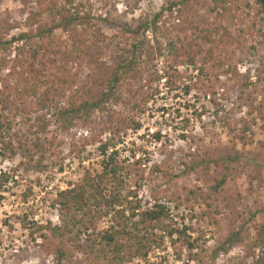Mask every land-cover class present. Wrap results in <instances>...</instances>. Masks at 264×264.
Segmentation results:
<instances>
[{
	"label": "rangeland",
	"instance_id": "374dc122",
	"mask_svg": "<svg viewBox=\"0 0 264 264\" xmlns=\"http://www.w3.org/2000/svg\"><path fill=\"white\" fill-rule=\"evenodd\" d=\"M28 1L24 6L20 0H0L4 28L13 27L5 39L28 34L25 41L0 48V80L13 63L15 47L39 41L28 18L34 0ZM84 1L107 38L90 50L100 53L92 66L73 63L71 68L79 87L87 83L85 95L92 104L79 110L70 106L65 124L51 116L47 137L58 156L43 170L26 168L19 156H0V171L13 176L0 190V264H60L58 247L71 255L61 264H87L74 246L106 229L109 218L87 217L78 236L62 242L43 227L48 221L61 223L60 191L80 182L84 169L101 172L98 147L106 141L115 143L122 157L131 161L135 155L145 163L135 188L141 209L164 205L169 223L183 230L161 233L162 241L145 259L123 264H264V24L256 15L259 6L251 0L250 11L235 10L234 0L221 14L212 0H190L172 10H167L168 0ZM41 21L47 23L48 17ZM133 44L139 46L134 49L137 67L129 76L120 75L113 88L109 68L120 48ZM52 46L70 47L67 34L54 30ZM66 65L41 56L34 69L52 76L65 73ZM141 93L149 97L144 105ZM58 105L69 108L65 101ZM18 123V136L6 134L5 140H25L32 121ZM91 138L97 140L79 158H65L73 145ZM151 165L165 175L150 176ZM223 176L225 182L213 193L211 186ZM208 195L211 205L202 201Z\"/></svg>",
	"mask_w": 264,
	"mask_h": 264
},
{
	"label": "trees",
	"instance_id": "16d2710c",
	"mask_svg": "<svg viewBox=\"0 0 264 264\" xmlns=\"http://www.w3.org/2000/svg\"><path fill=\"white\" fill-rule=\"evenodd\" d=\"M190 0H168L167 10H172L178 5H185ZM234 0H212L214 8L221 14L227 13V8ZM234 6L250 11L251 0H236ZM259 9L256 15L264 24V0H253ZM24 6H28V0H20ZM35 7L30 8L28 18L35 25V36L39 41L35 45H17V53L11 67L0 80V156L12 159L19 156L26 161V168L36 171L47 167V160L58 156V149L52 138L47 137L48 128L52 123L51 116L58 115L61 124L70 121L72 106L88 108L92 104L87 96L90 90L86 85L79 87L78 81L72 75L73 63H84L92 66L94 60H98V50L90 53L92 48L100 43H105L107 38L95 22V16L90 8L85 9L84 0H34ZM48 17V22H42L41 18ZM6 20L0 19V48L13 42H23L27 33L11 36L7 41L4 34L9 35L13 29L5 27ZM254 24V23H253ZM60 29L67 34L70 47L58 48L52 46L54 30ZM4 30V31H3ZM5 32V33H4ZM109 41V40H108ZM107 41L106 47H112L113 42ZM111 42V43H110ZM128 49L126 45L120 48L115 55L114 63L109 69L111 87L115 88L120 83V75L129 76L137 67V59L134 49L136 44ZM116 54V53H115ZM41 56H53L64 60L65 73L46 75L42 70L34 69V62ZM71 64L68 66V64ZM170 86L172 82L167 81ZM112 94H110L111 96ZM113 94L111 98H114ZM140 101L143 105L148 102L147 94L141 93ZM108 100H110L108 98ZM65 101L69 108L60 107L58 104ZM79 101V104L77 102ZM96 104L98 101H94ZM70 106L72 108H70ZM80 106V107H79ZM76 107V108H77ZM138 105L132 106L137 111ZM140 111L143 110V106ZM55 109L50 115L49 110ZM75 109V108H74ZM55 113V115H54ZM31 115H34L32 117ZM16 118L19 121L16 123ZM31 118V119H30ZM28 125L23 142L14 144L12 138L5 140L6 134H12L16 138L18 132L14 130L18 122ZM97 139H86L81 146L73 145L65 158H79L85 150V146L94 143ZM99 151L103 156L100 161L101 172L92 174L89 169H84L81 180L73 186L60 191L57 207L61 217V223L53 225L50 221L44 225V230L50 231L58 240L64 237L79 234V225L88 217L109 218L106 229L94 233L83 243L74 247L81 253L87 264H123L135 258L145 259L149 250L163 239L162 234L172 236L174 233L182 234L173 223L168 221V209L164 205L154 203L147 209H141L140 200L137 199L135 188L140 180L142 162L140 157L131 155L133 160L122 157L115 143L106 141L99 145ZM63 158V159H65ZM60 165L58 170L62 171ZM165 175L158 165H151L149 175ZM13 178L6 170L0 171V190ZM225 182V176L216 181L211 190L217 193ZM133 184V187H132ZM4 190V189H3ZM1 198V195H0ZM212 196L202 197L203 202ZM160 232V233H159ZM162 233V234H161ZM239 235L237 232L233 236ZM47 237L46 233L43 234ZM189 247H193L189 244ZM70 253L64 247L55 250L57 262L68 260ZM60 263V264H61Z\"/></svg>",
	"mask_w": 264,
	"mask_h": 264
}]
</instances>
